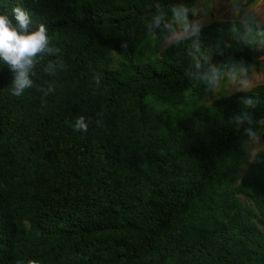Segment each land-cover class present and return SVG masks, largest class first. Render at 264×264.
<instances>
[{
	"label": "trees",
	"instance_id": "1",
	"mask_svg": "<svg viewBox=\"0 0 264 264\" xmlns=\"http://www.w3.org/2000/svg\"><path fill=\"white\" fill-rule=\"evenodd\" d=\"M198 1L0 0L60 49L21 97L0 64V264H264V149L240 176L251 140L235 123L250 114L264 142V84L228 93L227 71L206 79L209 64L258 70L264 25L212 22L164 45L171 9L193 21ZM49 61L64 67L50 76Z\"/></svg>",
	"mask_w": 264,
	"mask_h": 264
},
{
	"label": "clouds",
	"instance_id": "2",
	"mask_svg": "<svg viewBox=\"0 0 264 264\" xmlns=\"http://www.w3.org/2000/svg\"><path fill=\"white\" fill-rule=\"evenodd\" d=\"M12 16L10 19L7 14H0V64L6 66L12 74L11 79V93L16 97L24 95L25 90L33 87V69L36 67L39 60L44 55L56 56L60 54V49L50 46V38L48 35V28L44 23L36 25L34 30H31L32 16L25 7H13ZM171 20L164 24V27L174 35H184L188 38L199 35L202 25L189 19L190 9L183 5L174 6L171 9ZM163 20V15H157L153 19V25L160 27ZM257 35L264 36V29L257 28ZM122 47L127 45L122 44ZM63 61H49L45 71L48 75L54 76L56 69H63ZM201 64L196 62V68L199 69ZM247 66L243 61H232L225 69L218 68L215 65L209 64L206 79L212 86H216L221 79L227 74L233 80L247 73ZM94 79L99 85L101 75L94 73ZM241 89L247 87L248 81L239 79ZM44 95L55 91V85L49 84L48 88L41 89ZM247 105H251L252 101L246 100ZM102 114L98 113V116ZM97 125L101 120L96 121ZM235 123L238 125H248L244 127V132L249 140L254 143L260 141V137L256 131L250 126L253 123V118L248 113H241L235 118ZM74 130L80 132H87L89 124L84 116H79L75 119L72 125ZM28 264H37L35 260H29Z\"/></svg>",
	"mask_w": 264,
	"mask_h": 264
},
{
	"label": "rangeland",
	"instance_id": "3",
	"mask_svg": "<svg viewBox=\"0 0 264 264\" xmlns=\"http://www.w3.org/2000/svg\"><path fill=\"white\" fill-rule=\"evenodd\" d=\"M247 0H199L193 8V21L198 22L203 26H206L212 22H220L225 20H238L249 21L255 24L264 25V0H257L250 6L246 5ZM187 36L174 35L166 39L164 45H168L173 41ZM138 50V49H137ZM239 79L248 81L247 87L241 89ZM257 84H264V62L261 64L258 70L252 69L249 75H243L238 77L237 80L230 78L227 92L246 91L250 90ZM218 95L214 92L207 94L203 98L204 104L211 103ZM173 114H183L182 106L173 108ZM248 157L246 164L242 166L240 176H242L250 164L255 160L256 155L264 149V142L260 139L258 143L250 141L247 146Z\"/></svg>",
	"mask_w": 264,
	"mask_h": 264
}]
</instances>
